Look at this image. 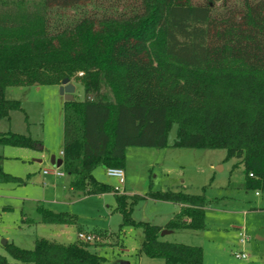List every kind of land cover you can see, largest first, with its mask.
I'll return each mask as SVG.
<instances>
[{"label":"trees","instance_id":"16d2710c","mask_svg":"<svg viewBox=\"0 0 264 264\" xmlns=\"http://www.w3.org/2000/svg\"><path fill=\"white\" fill-rule=\"evenodd\" d=\"M81 73L84 99L63 102L62 166L69 188L112 193L124 226L140 228L138 254L165 264H203L200 247L162 241V230L204 229L203 196L149 192L179 211L163 227L134 223L142 197L119 194L93 177L123 170L127 148L224 150L243 166L238 187L264 191V0H0V121L19 111L5 89L60 86ZM0 145L36 149L13 133ZM252 175V176H250ZM0 182L23 184L0 168ZM42 223L74 216L42 205ZM88 243L36 238L32 250L5 244L0 264H103Z\"/></svg>","mask_w":264,"mask_h":264},{"label":"rangeland","instance_id":"374dc122","mask_svg":"<svg viewBox=\"0 0 264 264\" xmlns=\"http://www.w3.org/2000/svg\"><path fill=\"white\" fill-rule=\"evenodd\" d=\"M81 73L70 83L74 100L84 99L78 82ZM59 86L32 85L5 89V99L20 103L0 121V133H13L39 143L36 149L0 145V168L23 184L0 182V256L9 263L13 259L4 241L20 249L32 250L36 238L67 244L81 242L78 233L94 236L88 250L103 257V264H165L138 254L143 235L140 228L120 227L122 215L116 210L112 193L84 196L69 190V177L56 179L43 175L52 171L53 156L59 158L62 147L63 97ZM176 125L171 128L167 147L163 149L127 148L123 161L124 184L107 177L96 167L95 180L118 189L119 194L140 196L131 207L134 223L163 227L178 212V206L146 197L149 192H183L203 196L204 229L174 230L160 239L200 247L203 264H264V191L244 190L243 166H233L235 159L225 160L224 150L173 148ZM257 193V195H256ZM37 205L54 213L74 216L72 225L45 224L36 212ZM241 234L245 242L240 244ZM245 253L237 260L235 253Z\"/></svg>","mask_w":264,"mask_h":264},{"label":"built area","instance_id":"2783aa9c","mask_svg":"<svg viewBox=\"0 0 264 264\" xmlns=\"http://www.w3.org/2000/svg\"><path fill=\"white\" fill-rule=\"evenodd\" d=\"M61 157H62V152H60V158ZM105 173H106L107 177L116 179L120 185L124 184V172L122 169L109 168L105 171ZM43 174L44 175H53L56 178H61L64 176V172L61 170V167L60 168L55 167L54 170H52V171H46L45 170V171H43ZM250 176H252V175H250ZM115 190L118 191V189H115ZM256 195H257V193H256ZM239 237H240V240H239L240 244H244V242H245L244 237L241 234H239ZM77 239L83 243H91L94 240V236L89 235V234H84V233H78ZM235 258L237 260H246L248 258V256L245 253L241 252V253H235Z\"/></svg>","mask_w":264,"mask_h":264},{"label":"water","instance_id":"95a60500","mask_svg":"<svg viewBox=\"0 0 264 264\" xmlns=\"http://www.w3.org/2000/svg\"><path fill=\"white\" fill-rule=\"evenodd\" d=\"M59 90V94L63 97L64 102H71L74 100L73 94L75 91L74 86L70 83V81L68 79H64L60 86L58 87ZM50 163L51 165L60 168L62 166V159L58 158L55 159L53 156L50 159ZM171 231L169 230H162L160 233V236L163 237L165 235L170 234ZM4 245L6 244V242L4 241L3 243ZM120 264H129L128 262H121Z\"/></svg>","mask_w":264,"mask_h":264},{"label":"crops","instance_id":"0c3cea01","mask_svg":"<svg viewBox=\"0 0 264 264\" xmlns=\"http://www.w3.org/2000/svg\"><path fill=\"white\" fill-rule=\"evenodd\" d=\"M64 102V101H63ZM61 152V151H60ZM59 158H60V153H59ZM42 174H43V172H42ZM44 175V174H43ZM56 178V177H55ZM56 179H58V178H56ZM69 190H70V188H69ZM127 195V194H126ZM178 211H179V208H178ZM170 233H172V231L170 232Z\"/></svg>","mask_w":264,"mask_h":264}]
</instances>
